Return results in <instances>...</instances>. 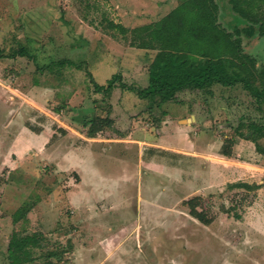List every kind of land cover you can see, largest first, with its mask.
Here are the masks:
<instances>
[{"label": "rangeland", "instance_id": "rangeland-1", "mask_svg": "<svg viewBox=\"0 0 264 264\" xmlns=\"http://www.w3.org/2000/svg\"><path fill=\"white\" fill-rule=\"evenodd\" d=\"M216 1L230 30L243 23ZM178 2L0 0V264H10L13 230L45 233L36 255L65 248L58 264H264V153L237 130L264 122L263 100L215 84L150 106L137 88L154 52L109 23L131 29ZM20 47L33 58L13 55ZM244 51L260 87L264 36L244 38ZM114 74L124 86L96 90L92 77L106 84ZM93 106L115 118L119 137L86 135L79 112Z\"/></svg>", "mask_w": 264, "mask_h": 264}, {"label": "trees", "instance_id": "trees-1", "mask_svg": "<svg viewBox=\"0 0 264 264\" xmlns=\"http://www.w3.org/2000/svg\"><path fill=\"white\" fill-rule=\"evenodd\" d=\"M178 1L158 19L131 29L122 23L109 22L128 40L131 47L154 52L147 67V83L137 88L139 96L148 99L150 106H153L152 102L161 106L168 101L180 102L183 92L212 94L215 84L224 87L241 84L264 102V78L260 87L254 85L257 62L244 51V38H251L257 32L264 36V0H227L231 10L243 20L232 30L221 22L220 6L216 0ZM16 54L33 58L26 47L18 48L13 53ZM55 61L63 66L67 63L66 58ZM44 67L47 68V64L38 66L39 69ZM121 78L114 74L106 84H99L92 77L97 91H110ZM120 83L125 85L122 81ZM79 115L83 123L89 117L88 137H95L99 132L106 137H116L114 117L100 115L95 106L91 113L79 112ZM160 121L161 118L157 117L155 126L158 129ZM242 127H247L246 131L240 130ZM237 130L242 138L253 141L257 149L264 153L259 142L264 137V122L246 123L241 120ZM233 144L234 140L229 139V144L223 150L225 156H232ZM236 185L251 187L245 182H237ZM198 205L197 202L193 204L191 214L203 220V214L196 209ZM45 240V233L41 231L13 230L7 246L9 263L31 264L41 261V264H58L57 261H62L65 248L36 255L37 249L46 247Z\"/></svg>", "mask_w": 264, "mask_h": 264}, {"label": "crops", "instance_id": "crops-1", "mask_svg": "<svg viewBox=\"0 0 264 264\" xmlns=\"http://www.w3.org/2000/svg\"><path fill=\"white\" fill-rule=\"evenodd\" d=\"M180 121V120H179ZM180 123V122H179ZM181 124V123H180ZM163 128H161L160 130H162ZM106 139H112V138H110V137H106V136H104ZM116 137H119V136H117L116 135ZM89 138H93V137H89ZM137 141H140V140H137Z\"/></svg>", "mask_w": 264, "mask_h": 264}, {"label": "water", "instance_id": "water-1", "mask_svg": "<svg viewBox=\"0 0 264 264\" xmlns=\"http://www.w3.org/2000/svg\"><path fill=\"white\" fill-rule=\"evenodd\" d=\"M193 117H194V115L191 116V118H193ZM191 118H187L186 121H188V120L191 119Z\"/></svg>", "mask_w": 264, "mask_h": 264}]
</instances>
